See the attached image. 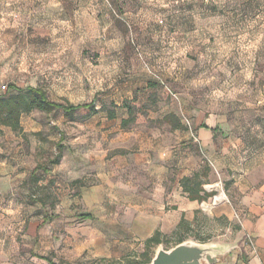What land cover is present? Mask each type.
I'll return each instance as SVG.
<instances>
[{
    "label": "rangeland",
    "instance_id": "obj_1",
    "mask_svg": "<svg viewBox=\"0 0 264 264\" xmlns=\"http://www.w3.org/2000/svg\"><path fill=\"white\" fill-rule=\"evenodd\" d=\"M151 82L156 92L143 96V84ZM27 89L59 105L127 113L128 129L156 132L168 143L172 124L164 114L185 125L212 115L224 121L229 143L264 158V0H0V94ZM103 115L34 110L21 116L20 131L0 127V156L19 159L26 171L24 182L0 197V206L21 211V234L63 196L62 183L47 177L59 156L55 144L92 152L118 140L117 122L109 126ZM37 165L38 183L29 191ZM92 182L87 177L82 185ZM75 208L67 252L60 257L58 248L53 256L58 264H105L94 254L90 221L82 222L90 195ZM198 221L184 242L222 246L237 239L236 218Z\"/></svg>",
    "mask_w": 264,
    "mask_h": 264
},
{
    "label": "crops",
    "instance_id": "obj_2",
    "mask_svg": "<svg viewBox=\"0 0 264 264\" xmlns=\"http://www.w3.org/2000/svg\"><path fill=\"white\" fill-rule=\"evenodd\" d=\"M155 87L158 83L143 84V96L156 92ZM101 112L109 126L117 122L118 140L92 152L62 148L47 177L62 183L63 196L45 209L44 218L29 221L21 234V211L0 206V264H58L53 254L58 248L60 257L67 252L69 221L78 215L75 205L89 195L92 208L84 216L90 218L82 217V222L91 223V244L100 260L122 261L141 253L156 231L170 238L181 220L193 230L204 215L209 220L236 218L240 227L235 241L221 244L226 252L216 264H264V158L247 154L242 143H229L224 121L212 115L199 114L188 125L180 120L181 129L168 126L174 139L168 143L156 132L122 128L127 113L115 112L108 119ZM203 167L209 170L203 189L214 196L207 202L190 201L180 181ZM25 174L19 159L0 156V197L21 185ZM87 177L93 181L89 187L82 185ZM21 246L30 248V254L21 255Z\"/></svg>",
    "mask_w": 264,
    "mask_h": 264
},
{
    "label": "trees",
    "instance_id": "obj_3",
    "mask_svg": "<svg viewBox=\"0 0 264 264\" xmlns=\"http://www.w3.org/2000/svg\"><path fill=\"white\" fill-rule=\"evenodd\" d=\"M62 110L66 116H72L78 110H84L89 115H95L99 111L107 113L108 119L115 118L114 111H107L100 108L97 110L92 104L82 105V106H73V105H59L56 103L50 102L45 96L44 92L40 89H27L25 91H17L12 94H0V127L10 128L12 131H20V118L22 115L30 114L34 110H38L45 113H50L54 110ZM129 116H132V110L128 109ZM166 122L172 124L173 128H182V125L175 119L173 115H168L164 118ZM130 123V119H123L121 122L122 128ZM55 148L59 151V156L57 159L51 161V164H57L60 159V151L62 146L60 144H55ZM38 165L32 171L29 178V191L32 186H36L38 179L34 177L35 171L40 169ZM45 172L46 169H43ZM209 170L207 167H203L200 172L194 173L190 177H184L180 181L182 192L187 195V198L190 201H197L202 203L208 198L214 196V192L207 193L203 189L204 180L207 178ZM32 202H41L40 200H33ZM84 219H89V216H84ZM191 232V229L188 227V224L184 223L181 220V223L177 230L170 237L174 242V246H177L183 243L188 236V233ZM170 238L162 236L158 231L154 235L147 239L144 244V249L141 253H133L132 255L126 257L122 261H103L105 264H150L152 258L154 257V249L160 246L161 244L167 243ZM48 264H53L48 261Z\"/></svg>",
    "mask_w": 264,
    "mask_h": 264
},
{
    "label": "water",
    "instance_id": "obj_4",
    "mask_svg": "<svg viewBox=\"0 0 264 264\" xmlns=\"http://www.w3.org/2000/svg\"><path fill=\"white\" fill-rule=\"evenodd\" d=\"M225 252L223 246L183 242L170 250L158 248L150 264H216Z\"/></svg>",
    "mask_w": 264,
    "mask_h": 264
},
{
    "label": "built area",
    "instance_id": "obj_5",
    "mask_svg": "<svg viewBox=\"0 0 264 264\" xmlns=\"http://www.w3.org/2000/svg\"><path fill=\"white\" fill-rule=\"evenodd\" d=\"M187 125H188V123H187Z\"/></svg>",
    "mask_w": 264,
    "mask_h": 264
}]
</instances>
